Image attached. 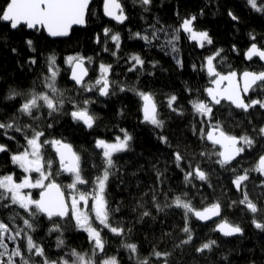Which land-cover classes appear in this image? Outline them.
Returning <instances> with one entry per match:
<instances>
[{
	"label": "trees",
	"instance_id": "16d2710c",
	"mask_svg": "<svg viewBox=\"0 0 264 264\" xmlns=\"http://www.w3.org/2000/svg\"><path fill=\"white\" fill-rule=\"evenodd\" d=\"M119 1L127 16L123 24L106 20L101 11L102 0H94L86 27L74 28L66 39H50L43 31H27L23 27L11 30L6 23L0 22V120H8L19 107V98L6 99L9 93L13 89L25 92L33 87H41L40 81L42 74L46 73L48 57L55 55L61 68L58 87L64 93L65 111L73 110L70 101L83 106V101L89 99L93 101L89 111L96 119L95 126L87 129L74 122L70 115H59L55 120L41 116L38 121L17 115V125L23 127L30 123L36 127L39 124L44 128L46 138L61 139L70 144L80 156L83 175L90 182L83 187L84 190L92 187L91 181L103 166L95 141L98 138L110 141L120 134L121 128L132 136L129 150L114 156L115 174L110 176L108 182L109 205L113 209L120 208L119 212L114 213L112 223L113 226L125 228V235L116 236L104 230L102 236L106 242L107 256H116L120 264H138L145 258L150 260V264H163V259L157 261L154 255H150L155 248L171 253L167 257L168 264H264V231L252 223L253 219L264 223V175L255 170L258 159L264 155V138L258 135L259 128L264 127V111L257 106L244 112L222 103L214 107L212 120H205L202 124L204 118L195 114L190 104L197 98L207 100L204 90L210 78L204 70L205 57L218 49L223 51L214 63L221 73L264 70L257 59L249 62L244 59L252 43L264 48V12L252 9L247 0H152L147 12L140 0ZM262 2L264 0H258V4ZM7 3L8 0H0V10ZM229 12L238 19L233 20ZM192 16H196L195 29L207 31L213 43L201 48L181 32L180 40L175 42L177 51H172L170 45L162 47L166 39L171 37L172 30L183 19ZM150 25L167 29L169 36L166 38L164 33H158L161 39L153 40L152 44L135 38L134 33L137 32L150 34ZM104 28L119 33L118 51L110 37L103 35ZM97 35L100 36V43H96ZM251 36H255V41ZM28 39L33 41L35 51L26 44ZM113 52L116 55H112ZM76 54L92 58L90 64L85 61L89 69V82H94L98 77L100 64L112 65L110 79L114 83L113 94L101 97L98 93L82 92L68 80L69 70L64 59ZM134 54L139 55L145 64L130 72V57ZM32 59L37 63L32 64ZM120 87L126 90L120 91ZM137 90L151 94L163 127L157 128L144 121L142 99L137 95ZM172 96L177 98L173 103V108L177 109L175 112L169 108ZM259 96H264V93L250 94V98ZM217 122L228 135L249 136L255 140V144L233 161L228 170L214 162L218 159L216 155H200L201 152L211 154L219 150L201 139L199 134L201 127L207 131ZM47 123H53V127L48 129ZM10 134L15 135L16 139L9 141L0 135V144H7L13 152L22 150L21 145L25 143L23 136L20 133ZM161 136L167 138V143L161 141ZM176 152L184 158L181 161L183 171L176 167ZM45 156L54 161L52 171L55 173L59 165L51 147H45ZM189 164L193 167L199 165L207 174V181L193 179L192 184L185 182L184 173L191 170ZM233 168L235 173L231 170ZM244 172L248 173L249 179L243 184L247 186L251 201L260 209L257 214L239 204L243 195L236 189L233 180L237 174ZM11 173L18 179L24 175L11 163L10 153H0V176ZM158 174L161 175L160 180L157 179ZM33 177H36L35 173ZM56 180L67 195L66 185L71 182V178L61 174ZM31 192L33 198H38L39 189ZM154 193L163 211H158L153 205ZM183 193H187L183 198L191 200L197 209L219 202L221 219L239 226L243 230L242 234L232 238L223 237L214 231L215 223L201 224L191 217L189 227L192 229L193 241L176 247L187 238V234L182 232L185 226L183 210L166 205L171 203L174 196ZM140 204H143L142 208ZM145 210L150 211L151 215L141 219L140 214ZM11 215L10 210L0 209V219L5 222ZM16 223L22 226L21 221L17 220ZM73 223H64L61 238L65 240L66 247L57 248L60 233H49L51 224L44 217L38 218L36 231L32 233L33 239L44 247L46 256L52 260L70 249L88 252L91 245L87 234L76 230ZM209 240L216 241L211 251H196ZM124 243H135L138 253H130L122 246ZM11 247L10 244V250ZM32 260L33 264H40L42 258L32 257Z\"/></svg>",
	"mask_w": 264,
	"mask_h": 264
},
{
	"label": "snow or ice",
	"instance_id": "6c2138e0",
	"mask_svg": "<svg viewBox=\"0 0 264 264\" xmlns=\"http://www.w3.org/2000/svg\"><path fill=\"white\" fill-rule=\"evenodd\" d=\"M91 3L92 0H8L6 7L0 10V22L6 23L12 30L22 27L36 31L43 29L52 38L69 37L74 26L87 25ZM140 3L144 6V11L147 12L152 0H140ZM247 3L255 11L264 12V2L258 4V0H247ZM103 14L120 24H123L127 19L119 0H103ZM229 16L233 20L238 19L231 12H229ZM195 20L196 16L183 19L180 25L172 30L170 38H167L169 36L167 29L163 27L156 28L154 25H150L152 28L150 34L137 32L134 33V36L147 44H152L153 40L159 41L161 39L158 33H164L167 39L165 44L161 46L170 45L172 51H177L175 42L180 40L179 33L181 32L187 34L190 40L196 41L201 48H204L206 44L211 45L213 41L208 32L195 29ZM103 35L110 37L118 51L120 48L119 33H112V29L104 28ZM95 39L96 43L101 42L99 35ZM251 39L255 41L256 38L251 36ZM26 44L32 51H35L31 39L26 40ZM104 50L108 51L107 48ZM222 51L223 49H218L212 55L205 57L204 70L211 78L210 84L212 85L204 90L207 94V100L197 98L190 101L194 113L204 118L201 120L202 124L205 120L209 122L212 120L214 107L221 105L222 102H228L231 106L244 112H248L249 109H254L257 106L264 109V96H259V98L249 97V93H264V71L259 73L245 71L240 74L239 78L235 71L222 74L217 71L214 63L217 57H220ZM112 55H116V52H113ZM245 57L248 60L256 57L264 61V48L252 43L245 53ZM86 60L89 64L92 62L91 57H84L79 54L65 57L64 63L68 66L69 78L82 92L98 93L100 96L113 94L114 83L110 79L112 65L100 64L98 77L94 82H89L85 79L89 76V69L85 66ZM31 63L35 64L37 61L32 59ZM130 64L128 71L131 72L142 68L145 61L139 55L134 54L130 57ZM193 67L195 68V65ZM60 75L61 68L57 63V57L55 55L49 56L46 73L42 74L40 81L41 87H33L25 92H18L13 89L6 97L8 100L19 98L20 103L12 117L8 120H0V135L6 137L9 141H13L16 136L10 133H20L25 143L21 145L22 150L15 152L7 144H0V153H10L11 163L19 168L24 175L22 179H18L14 173L0 176V209L12 212V215L8 217V222L0 219V264H33L32 257H41L40 264H120L116 256H107L105 251L106 242L102 233L107 229L113 235H125V228L113 226L114 213L119 212L120 208L113 209L110 207L107 199V187L110 176L115 174L114 156L129 150L132 136L126 129L121 128L119 132L122 135H115L110 141L102 138L95 141L96 149L100 150L103 166L99 174L91 181L92 187L89 191L86 189L81 190V186L88 185L90 182L83 175L80 156L70 144L61 139L46 138L45 130L39 124L36 127H33L30 123L25 124L23 127L17 125V115L26 116L32 121H38L41 116L55 120L59 115H70L74 122L83 125L87 129H92L95 126L96 119L89 111V105L93 101L85 99L83 106L75 101H70L73 110L70 112L65 111L64 93L58 87ZM240 80L243 81V87L240 85ZM119 90L125 91L126 89L120 87ZM137 95L143 101L144 121L157 128L163 127V121L158 118L156 105L151 94L137 90ZM176 99L175 96L169 99V108L174 112L177 111L173 108ZM46 127L51 129L53 123H47ZM199 134L201 139L209 141L213 147L218 145L221 149L211 154L201 152L200 155L205 157L212 154L216 155L218 159L214 162L225 170H228L232 162L246 149L255 144V140L249 136L236 137L226 134L218 122L211 125L207 131L201 127ZM258 135L264 138V127L259 128ZM160 139L162 142L167 143L166 137L161 136ZM46 146L54 149L58 158L59 167L55 173L52 171L54 161L46 159ZM174 158L176 167L181 168V171H183L181 167L183 156L176 152ZM258 164L259 166L255 170L264 175V155L260 156ZM189 168L191 170L184 173L185 182L192 184L193 179L207 181V174L199 165L193 167L189 164ZM231 170L235 173L234 168ZM33 173L37 174L35 179H33ZM61 174H67L71 178V182L67 184V189L70 190L68 196L65 195L64 189L56 180V177ZM157 179H161L160 174H158ZM248 179L247 172L237 174L233 184L243 195L239 204L245 205L253 214H257L260 209L251 201L246 191L247 186L243 184ZM33 189H39L38 198H33L31 192ZM164 195L167 196V193H164ZM186 196L187 193L176 195L171 203L166 205L168 208L174 207L183 210L185 226L182 232L187 234V238L181 240L176 247L190 244L193 241L192 229L189 227L191 217H195L200 221H210L221 215L219 202L197 209L191 200L183 198ZM152 201L158 211H163V208L157 202L155 193L152 196ZM139 206L142 208L143 204ZM150 215L151 212L145 210L141 212L140 218L143 219ZM39 217H44L50 222L49 233H60V236L57 237V248L66 247L65 240L61 238L64 223L74 222L73 227L76 230L87 234L91 245L90 250L88 252H78L76 249H70L58 259H50L46 256L44 247L37 243L32 236V233L36 231ZM17 220L22 222V226L16 223ZM252 223L257 229L264 231V223L258 222L256 219H253ZM128 231L130 232L131 229H128ZM214 231H218L224 236H233L243 232L239 226L229 224L223 219L217 224ZM10 244L12 245L11 250L9 248ZM215 244V240H209L196 248V251L199 253H203L205 250L211 251ZM122 246L132 254L138 253V246L135 243H124ZM150 255H154L157 261L163 259V264H168L167 257L171 253L161 252L153 248ZM138 264H150V260L145 258L138 261Z\"/></svg>",
	"mask_w": 264,
	"mask_h": 264
},
{
	"label": "water",
	"instance_id": "95a60500",
	"mask_svg": "<svg viewBox=\"0 0 264 264\" xmlns=\"http://www.w3.org/2000/svg\"><path fill=\"white\" fill-rule=\"evenodd\" d=\"M93 1L94 0H92V3H93ZM120 2V1H119ZM91 3V4H92ZM121 3V2H120ZM91 4H90V6H91ZM89 6V7H90ZM101 11H102V15H103V17L106 19V20H109V21H111V22H114V23H116V24H120V23H117L115 20H112L111 18H109V17H106V16H104V14H103V0H102V4H101ZM124 15H125V13H124ZM86 26H74L73 27V29L74 28H85ZM72 29V30H73ZM12 30V29H11ZM27 31H34V30H28V29H26ZM39 31H43L44 32V34L48 37V38H50V39H66V38H68V37H58V38H52V37H50V36H48L47 35V33H46V31L45 30H43V29H40ZM250 48V47H249ZM248 48V49H249ZM248 49H247V51H248ZM246 51V52H247ZM245 52V53H246ZM244 59H245V61L246 62H249V61H251V60H248V59H246V57H245V54H244ZM253 59H257L259 62H260V64L261 65H263L264 66V61H261V60H259V58H256V57H254ZM252 59V60H253ZM86 66V65H85ZM206 71V70H205ZM246 71H251V70H246ZM237 74H238V78H239V76H240V74H242L243 72H245V71H243V72H241V73H238L237 71H235ZM251 72H253V71H251ZM228 73V72H227ZM227 73H222V74H227ZM257 73H259V72H257ZM206 74H207V72H206ZM208 75V74H207ZM70 77V73H68V80L72 83V84H74V82L69 78ZM209 77V76H208ZM210 78V77H209ZM86 80L88 79V77H86L85 78ZM211 79V78H210ZM75 85V84H74ZM240 85H241V87H243V81L242 80H240ZM76 86V85H75ZM212 85L210 84V82H209V84H208V86L207 87H211ZM77 87V86H76ZM101 97H106V96H101ZM205 97H206V99H207V94L205 93ZM222 103H226V104H229L228 102H222ZM230 105V104H229ZM142 107H143V101H142ZM233 108H235L234 106H232ZM157 109V108H156ZM236 109V108H235ZM238 110H241V109H238ZM250 110V109H249ZM264 110V109H263ZM142 114H143V111H142ZM144 117V116H143ZM210 128H208V130H209ZM207 141V140H206ZM209 144H211L209 141H207ZM216 147H218L219 148V146L217 145ZM53 150V152H54V154H55V158H56V161H57V163H58V158H57V156H56V153H55V151H54V149H52ZM219 150H221L220 148H219ZM238 158V157H237ZM235 161V160H234ZM258 162H259V159H258V161H257V167L259 166V164H258ZM58 165H59V163H58ZM39 196V195H38ZM196 221H198L199 223H201V224H209V223H215V227H214V229L216 228V226H217V224L218 223H220L221 222V218H222V215H220L219 217H214L213 218V220H210V221H200V220H198V219H196L195 217H193ZM216 233H218L219 235H221V236H223V237H227V238H232V237H237V236H240L241 234H236V235H233V236H224L223 234H221L220 232H218V231H215Z\"/></svg>",
	"mask_w": 264,
	"mask_h": 264
},
{
	"label": "rangeland",
	"instance_id": "374dc122",
	"mask_svg": "<svg viewBox=\"0 0 264 264\" xmlns=\"http://www.w3.org/2000/svg\"><path fill=\"white\" fill-rule=\"evenodd\" d=\"M191 41H192V40H191ZM195 42H196V41H195ZM196 43H197V42H196ZM95 80H96V79H95ZM119 135H122V134L120 133ZM33 174H34V173H33ZM33 174H32V175H33ZM36 177H37V174H36ZM36 177H35V178H36ZM35 178L33 177V179H35ZM83 187H86V185L81 186V190H84ZM89 189L91 190V186L88 188V190H89ZM66 190H67L68 192H67V195H66V194H65V195L68 196V195L70 194V190L67 189V185H66ZM90 190H89V191H90ZM26 191H28V190H26ZM31 191H32V190H31ZM89 203L91 204V201H90Z\"/></svg>",
	"mask_w": 264,
	"mask_h": 264
},
{
	"label": "flooded vegetation",
	"instance_id": "af4514ba",
	"mask_svg": "<svg viewBox=\"0 0 264 264\" xmlns=\"http://www.w3.org/2000/svg\"><path fill=\"white\" fill-rule=\"evenodd\" d=\"M262 66H263V65H262ZM263 71H264V70H263ZM260 72H261V71H260ZM250 94H251V93H249V97H250ZM262 110H263V109H262ZM263 111H264V110H263ZM209 128H210V127H209Z\"/></svg>",
	"mask_w": 264,
	"mask_h": 264
}]
</instances>
